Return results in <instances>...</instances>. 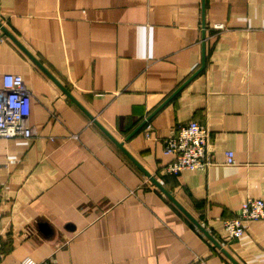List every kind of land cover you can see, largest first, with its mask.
I'll use <instances>...</instances> for the list:
<instances>
[{
	"label": "crops",
	"instance_id": "crops-1",
	"mask_svg": "<svg viewBox=\"0 0 264 264\" xmlns=\"http://www.w3.org/2000/svg\"><path fill=\"white\" fill-rule=\"evenodd\" d=\"M0 21L161 184L0 27V87L23 76L38 133L0 137L1 264H264V219L224 225L264 200V0H0ZM190 120L213 164L170 174Z\"/></svg>",
	"mask_w": 264,
	"mask_h": 264
},
{
	"label": "built area",
	"instance_id": "built-area-1",
	"mask_svg": "<svg viewBox=\"0 0 264 264\" xmlns=\"http://www.w3.org/2000/svg\"><path fill=\"white\" fill-rule=\"evenodd\" d=\"M33 93L25 79L19 73H6L0 87V137L33 138L37 130L30 122ZM210 128L197 120L179 124L175 131L164 140V151L173 156L165 166L170 174H179L183 170L207 169L213 164V152L210 148ZM226 162L235 163L233 151L226 152ZM2 215L0 203V218ZM264 219V200L248 197L235 216L225 220L224 225L229 239L242 236L246 232L249 220ZM5 252L0 233V264ZM18 264H57L53 255L43 260L25 257Z\"/></svg>",
	"mask_w": 264,
	"mask_h": 264
},
{
	"label": "water",
	"instance_id": "water-1",
	"mask_svg": "<svg viewBox=\"0 0 264 264\" xmlns=\"http://www.w3.org/2000/svg\"><path fill=\"white\" fill-rule=\"evenodd\" d=\"M0 27L2 28V30L18 45L20 46L29 56H31L35 61L36 59L33 57V55L29 52V50L2 24V22L0 21ZM37 62V61H36ZM54 80L55 82L62 88V90L68 95L70 96L74 102L79 105L85 112H87L89 114V116L91 118H93L95 120L96 123H98L101 128H103L105 130V132L116 142V144L129 156L131 157L137 164H139L141 166V164L133 157V155L124 147L123 142L117 140L107 129H105L100 123L99 121L94 118V116H92L88 110H86L84 108V106L79 102V100L62 84L60 83L58 80H56L39 62H37ZM146 123V120H144L139 126H137V128H135L128 137L132 136L134 133H136L144 124ZM143 170L146 172V174L148 176L151 177L152 180H154L156 183H158L154 177H152L150 175V173L143 167ZM158 185L161 186L160 183H158ZM164 190V192L197 224V226L205 233L207 234L213 241H215L216 243L217 240L206 230V228L196 219L193 217L192 214H190L165 188H162ZM219 245V243H218ZM223 251L236 263L239 264L235 258H233L231 256V254L226 250L223 249Z\"/></svg>",
	"mask_w": 264,
	"mask_h": 264
}]
</instances>
